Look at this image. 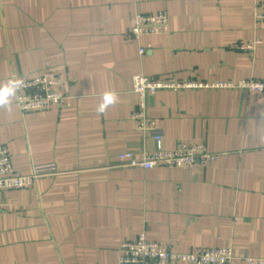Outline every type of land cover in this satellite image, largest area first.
Segmentation results:
<instances>
[{
	"label": "crops",
	"instance_id": "crops-1",
	"mask_svg": "<svg viewBox=\"0 0 264 264\" xmlns=\"http://www.w3.org/2000/svg\"><path fill=\"white\" fill-rule=\"evenodd\" d=\"M160 11L166 33L128 36L135 14ZM255 11L264 0H0V145L17 173L56 169L0 192V264H117L120 243L139 234L174 253L230 248L232 264L264 259L263 94L158 91L146 114L162 148L203 144L220 156L186 169L116 161L154 150L131 120L134 76L264 79V22ZM254 40L253 52L233 48ZM45 61L65 80V99L20 114L15 84Z\"/></svg>",
	"mask_w": 264,
	"mask_h": 264
},
{
	"label": "built area",
	"instance_id": "built-area-1",
	"mask_svg": "<svg viewBox=\"0 0 264 264\" xmlns=\"http://www.w3.org/2000/svg\"><path fill=\"white\" fill-rule=\"evenodd\" d=\"M253 20L264 22V11L252 13ZM168 31V16L160 11L154 14H135L131 20L128 36L134 39L150 37ZM260 42L236 44V50L253 52ZM145 53L140 48L139 54ZM65 80L52 69L50 62L42 64L40 73L31 79H22L15 84L16 106L20 114L31 111H47L58 106L65 99L63 88ZM183 89H240L264 95V79L243 80L237 83H201L176 80L172 77L147 78L136 75L132 78V91L137 96V108L131 116L135 129L143 138H151L154 150L143 151L140 156L126 151L116 157L117 167L150 170L155 167L186 169L194 165L206 167L220 155L209 152L203 144L178 143L172 150L161 145V134L153 120L146 114V101L158 91H177ZM54 165L31 167L30 173L23 175L13 170L8 149L0 145V192L19 191L33 185L35 180L45 175L55 174ZM117 264H232L235 257L230 248H195L188 253H174L167 248L149 241L139 234L134 241L120 243ZM245 264H264V259L242 257Z\"/></svg>",
	"mask_w": 264,
	"mask_h": 264
},
{
	"label": "clouds",
	"instance_id": "clouds-1",
	"mask_svg": "<svg viewBox=\"0 0 264 264\" xmlns=\"http://www.w3.org/2000/svg\"><path fill=\"white\" fill-rule=\"evenodd\" d=\"M101 111H103V106L101 107V109H100Z\"/></svg>",
	"mask_w": 264,
	"mask_h": 264
}]
</instances>
